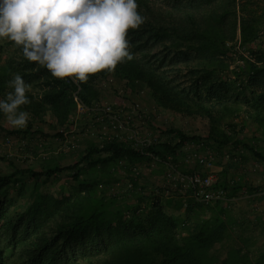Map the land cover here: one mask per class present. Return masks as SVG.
Masks as SVG:
<instances>
[{"label":"trees","instance_id":"1","mask_svg":"<svg viewBox=\"0 0 264 264\" xmlns=\"http://www.w3.org/2000/svg\"><path fill=\"white\" fill-rule=\"evenodd\" d=\"M138 4L145 23L129 32L131 59L87 82L53 77L8 41L12 52L0 66V99L12 91L8 81L21 74L31 85V103L24 106L30 120L26 131H10L0 113V130L20 136L47 124L64 139L74 125L76 99L95 105L102 83L113 77L128 94L144 92L165 113L200 122L205 134L158 127L160 142L143 153L91 141L72 165L52 158L39 170L0 173V264H264V229L257 239L250 223L237 226L224 202L203 205L178 196L176 208L186 214L176 218L163 205L162 191L156 193L158 183L149 186L147 180L168 163L183 173L203 172L198 165L188 168L187 144L225 152L230 166L237 157L264 162V0ZM248 124L255 128L251 138L243 137ZM152 157L161 161L157 169L133 176L130 167ZM66 172L70 190L48 191ZM215 187L229 197L255 192L246 181H227V173Z\"/></svg>","mask_w":264,"mask_h":264},{"label":"clouds","instance_id":"2","mask_svg":"<svg viewBox=\"0 0 264 264\" xmlns=\"http://www.w3.org/2000/svg\"><path fill=\"white\" fill-rule=\"evenodd\" d=\"M145 23L138 0H0V41L57 79L87 82L131 59L130 30ZM0 113L18 130L28 126L31 85L16 73Z\"/></svg>","mask_w":264,"mask_h":264},{"label":"built area","instance_id":"3","mask_svg":"<svg viewBox=\"0 0 264 264\" xmlns=\"http://www.w3.org/2000/svg\"><path fill=\"white\" fill-rule=\"evenodd\" d=\"M116 83L117 81L110 77L102 85H116ZM118 95L120 96L118 102L110 104L101 100L91 107L76 99L78 105L73 120L75 124L61 140L66 141L70 134L84 131L83 136H87L89 133L91 136L96 135L97 139L93 141L98 144L118 142L140 153L158 144L161 134L157 131L158 126L155 124V120L160 116L157 110L159 108L148 109L140 100L141 97L128 94L126 89L120 90ZM79 117L87 120L83 129L78 128ZM162 138L164 139V137ZM67 142L69 141L67 140ZM183 152L187 166L194 169L198 165L205 172L183 173L177 170L175 165L168 163L162 182L157 185L156 193L159 194V190H161L164 197L178 196L185 200L192 199L203 205L225 201L227 192L222 188L215 187L217 181L213 171L216 162L215 154L210 149L203 150L202 145L193 146L190 144L183 148ZM159 162L161 161L158 158L152 157L149 164H136L131 166L130 170L133 176L141 177L157 169ZM124 167L125 164L120 163L119 168L122 170ZM126 183L129 184V181ZM187 207L188 202L185 201L184 208Z\"/></svg>","mask_w":264,"mask_h":264},{"label":"rangeland","instance_id":"4","mask_svg":"<svg viewBox=\"0 0 264 264\" xmlns=\"http://www.w3.org/2000/svg\"><path fill=\"white\" fill-rule=\"evenodd\" d=\"M125 89V85L121 82H117L116 85H106L102 89V101L113 104L119 101V91ZM142 103L147 104V108L153 110L158 107L150 101L148 96L143 93L141 96ZM159 112V118H156L155 124L163 130L168 128L180 129L183 132L191 135H204V128L200 122L177 117L165 113L161 109H157ZM86 119L79 117L77 122L78 128L83 129L86 124ZM75 124V122H74ZM3 126L10 130H18L11 126L7 120L3 122ZM27 127L22 129L26 131ZM254 130V126L248 124L243 137L250 138L251 132ZM84 133V131L82 132ZM80 132H75L67 137V140L63 141L55 137L56 132L52 130L49 125L44 124L41 126L35 125L31 133L23 134L20 136H14L8 134L6 131L0 130V173L10 174L14 167L18 168H33L36 170L42 169L45 166V161H49L54 158L57 162L61 161V165L68 166L74 164L77 159V155L85 148L87 142L96 140L97 136L89 133L87 136H83ZM216 157V162L220 163L219 159L224 160V156L218 154L215 150H211ZM222 157V158H221ZM233 169V168H232ZM238 168H236L237 170ZM238 171V170H237ZM235 172V171H234ZM233 175L242 176L243 173H234ZM69 173H64L51 181L48 185V191H64L68 192L73 185V180L69 177ZM157 184V181L150 180ZM23 210V209H22Z\"/></svg>","mask_w":264,"mask_h":264},{"label":"crops","instance_id":"5","mask_svg":"<svg viewBox=\"0 0 264 264\" xmlns=\"http://www.w3.org/2000/svg\"><path fill=\"white\" fill-rule=\"evenodd\" d=\"M7 42L8 40L0 41V66L4 63L7 56L12 52V48H6ZM147 104L148 103L146 102V106ZM254 132L255 128L251 132V137L254 135ZM240 153H243V150L238 152L233 151V154H239L238 156H240ZM219 161L220 163H216L213 169L217 177L216 183L222 179V175L224 173H227V181H231L234 178L239 181H246L255 189L253 194H236L233 197H229L228 194L226 200L223 201V205L226 209H228L232 219L237 222V226H239L242 222L250 223L251 228L256 230V238L260 239V232L264 229V162L253 159H250L248 162H244L242 159L237 157L235 158V165L230 166L229 164L233 162L228 159V157L224 158V160L219 159ZM59 163L62 162L59 161ZM188 168L191 171L193 170L190 166H188ZM236 168H241V170H243V175L241 177L238 176L236 178V175L232 174V172H236ZM202 171L205 172V170ZM159 172L161 173L158 175L148 177L147 180L149 186L154 184L150 180H155L158 184L162 182V179L166 173V168L159 170ZM121 177H123L122 174L119 175L120 181H122ZM114 193L115 192L111 190V194ZM162 199H164L163 205L166 206L167 211L174 217L181 218L182 215L186 214L185 209L182 208L179 210L176 208L178 199L176 196L169 198L163 197ZM259 241L262 242V240ZM260 242L258 245L261 244Z\"/></svg>","mask_w":264,"mask_h":264}]
</instances>
